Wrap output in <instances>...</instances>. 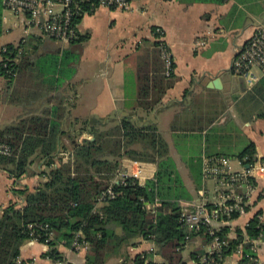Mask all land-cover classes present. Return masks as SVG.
I'll list each match as a JSON object with an SVG mask.
<instances>
[{
  "label": "crops",
  "instance_id": "crops-1",
  "mask_svg": "<svg viewBox=\"0 0 264 264\" xmlns=\"http://www.w3.org/2000/svg\"><path fill=\"white\" fill-rule=\"evenodd\" d=\"M125 1L129 6L125 11L97 8L81 16L77 23L78 34L88 38L80 45L74 76L60 90L64 108L60 132L74 137L80 134L83 122L94 118L102 120L101 130L114 127L123 118L139 126L153 124L166 143L174 172L183 184L185 197L179 200L182 210L193 211L200 204L214 206L220 189L216 180L204 174V161L224 158L231 174H243L252 167L236 157L252 144L256 155L254 168L264 166V119L255 117L251 105H244L264 73L248 82L231 72L237 52L264 21V0H225L219 4L195 0ZM4 10L0 37L8 31ZM13 14L25 34L28 28L34 29L28 25L26 17ZM36 31L29 38L9 44L17 46L32 38L33 46L40 43L38 53L69 48V44L61 42L57 46L48 43L43 39L50 38ZM158 42L168 49L174 63V83L156 106L145 110L138 106L137 77L140 72L153 77L159 70L154 67L158 55L155 44ZM9 44H3L1 48ZM3 105L15 106L5 102ZM51 106L42 102L31 107L22 106V109L16 106L18 112L10 125L21 117L38 114ZM69 138L66 135L61 141L67 152L72 149ZM82 139L94 140L86 133L77 141ZM64 155L67 153L61 150L59 156ZM232 160L238 161L240 170L230 171ZM132 162L120 160L117 179L125 171L132 170ZM141 164V182L152 179L156 165ZM30 169L33 175L16 183L5 172H0V210L10 203L18 207L23 204L14 190L25 187L33 192L45 181L46 178L37 173L44 169L42 165L34 163ZM253 179L257 186L248 194L247 215L225 224L229 227V239L235 238L237 229L244 231L257 213L264 223V173H256ZM210 182L211 192L208 191ZM238 190L243 191L242 188ZM240 193L234 190L235 195ZM213 226L219 229L223 225L214 223ZM116 233L119 235L120 231ZM57 250L62 255V264H85L88 248L73 252L60 242ZM208 250L209 247L203 245V240L197 236L189 242L182 257L186 264H194L190 254L204 255ZM47 251L48 246L28 241L20 247V262L53 264L43 257ZM150 251L155 252L154 246L138 238L106 256L102 264H135L138 255ZM255 255L258 264H264V240ZM151 259L154 263H162L156 254ZM238 260L239 256L233 254L222 264H237Z\"/></svg>",
  "mask_w": 264,
  "mask_h": 264
},
{
  "label": "trees",
  "instance_id": "trees-1",
  "mask_svg": "<svg viewBox=\"0 0 264 264\" xmlns=\"http://www.w3.org/2000/svg\"><path fill=\"white\" fill-rule=\"evenodd\" d=\"M195 1L219 4L225 0ZM4 9L0 0V36ZM87 38L78 34L77 39L68 43V49L42 53H38L40 43L33 46L32 38L0 49L4 102L24 107L38 102L52 104L0 130V146L8 147L10 152L0 153V172L16 183L33 175L30 168L37 163L44 168L37 171L38 175L46 178L33 192L25 187L14 190L23 201L21 206L10 203L0 210V264H16L20 260V247L32 240L48 246L43 257L53 264L63 262L57 250L60 242L73 252L87 245L85 264H102L106 256L138 238L150 242L155 252L138 255L135 264H186L182 253L197 236L209 250L204 255L191 253L194 264H222L233 254L239 256L237 264H258L252 241L264 239V223L259 213L249 220L244 231H235L234 239L227 237L229 227L225 224L240 218L238 214L223 218L219 229L184 226L179 205V200L185 197L184 187L155 125L139 126L123 118L114 127L101 130L102 120L94 118L83 122L80 134L74 137L60 132L64 116L60 90L74 76L80 45ZM155 47L158 55L154 67L159 70L153 77L147 72H140L137 77L138 106L145 110L156 106L174 83L173 62L170 74L164 75L161 50L168 49L161 42ZM245 101L253 108L255 117L264 119V76ZM83 133L94 140L77 141ZM66 135L72 144L70 152L61 143ZM61 150L67 155L60 157ZM255 156L254 146L250 144L236 158L253 167ZM122 159L156 165L154 177L145 182L131 177L117 179ZM248 185L255 188V179L248 177L234 188L239 193L238 189L242 188L239 194L242 196ZM206 208L210 212L214 206ZM214 238L222 245L210 253ZM154 254L160 256L162 263L152 261Z\"/></svg>",
  "mask_w": 264,
  "mask_h": 264
},
{
  "label": "built area",
  "instance_id": "built-area-1",
  "mask_svg": "<svg viewBox=\"0 0 264 264\" xmlns=\"http://www.w3.org/2000/svg\"><path fill=\"white\" fill-rule=\"evenodd\" d=\"M2 5L9 11L23 15L29 26L38 30L42 35L55 41L68 44L78 38L77 20L84 14L94 11L97 8L125 11L129 8L125 0H2ZM5 48L3 52H5ZM161 57L164 61V75L168 76L171 71L169 52L161 50ZM252 67H257L264 73V21L256 27L253 35L237 52L231 65V72L234 76L241 77L251 82L254 75ZM0 153L9 155V148L0 146ZM246 161V158L243 159ZM132 170L125 171L121 178L131 177L141 182V163L132 162ZM256 173H264V166L252 167L251 171L243 174H231L228 170V161L224 158H212L204 161V174L217 179L218 201L212 211L208 212L205 204L198 205L193 211L183 209L182 219L184 226L188 229H198L199 225H206L213 229V224H221L223 218H230L233 214L239 217L247 215L248 194L254 188L251 185L246 187L247 192L243 196L234 194V185L245 182L248 177ZM112 197V193L108 191ZM210 235L212 233L210 232ZM264 239L252 241L253 252L256 253L258 246ZM218 238H214L210 244V253L216 252L221 247ZM83 249H87V245ZM16 264H22L17 261Z\"/></svg>",
  "mask_w": 264,
  "mask_h": 264
},
{
  "label": "rangeland",
  "instance_id": "rangeland-1",
  "mask_svg": "<svg viewBox=\"0 0 264 264\" xmlns=\"http://www.w3.org/2000/svg\"><path fill=\"white\" fill-rule=\"evenodd\" d=\"M4 17H6L7 21L5 24V28L8 30L3 37H0V48L3 46V44H16L20 41L22 38H29L31 35H33V32L36 31L34 29L28 28L27 34L24 33V28L23 26L19 23V20L17 17L10 12L9 10L5 9L4 10ZM37 32V31H36ZM43 40H47L48 43L57 46L60 45V42L58 41H51L50 39L44 38ZM251 72L253 73L254 77H260L262 75V72L259 68L257 67H252ZM3 98H4V81L0 79V130L3 129L4 127L10 125L12 122V119L14 117V114L18 112V107L16 106H7L3 105ZM244 105L246 107H249L248 101L244 102ZM20 109H22V106H19ZM24 109V108H23ZM25 110V109H24ZM240 170V167L238 165L237 160H232L230 162V171H236ZM211 181V180H209ZM212 190V184L211 182L208 183V191L211 192ZM119 233V230H118Z\"/></svg>",
  "mask_w": 264,
  "mask_h": 264
}]
</instances>
